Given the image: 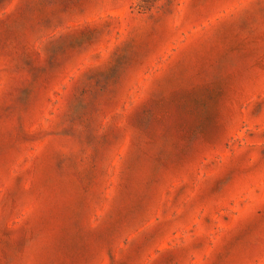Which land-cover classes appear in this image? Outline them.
Masks as SVG:
<instances>
[{
	"label": "rangeland",
	"instance_id": "obj_1",
	"mask_svg": "<svg viewBox=\"0 0 264 264\" xmlns=\"http://www.w3.org/2000/svg\"><path fill=\"white\" fill-rule=\"evenodd\" d=\"M0 264H264V0H0Z\"/></svg>",
	"mask_w": 264,
	"mask_h": 264
}]
</instances>
